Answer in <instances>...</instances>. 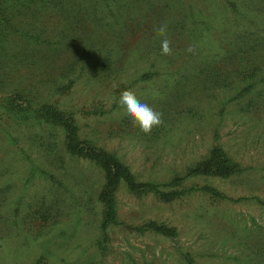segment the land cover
Masks as SVG:
<instances>
[{"label": "rangeland", "instance_id": "rangeland-1", "mask_svg": "<svg viewBox=\"0 0 264 264\" xmlns=\"http://www.w3.org/2000/svg\"><path fill=\"white\" fill-rule=\"evenodd\" d=\"M2 8L0 98L19 91L71 114L81 140L162 195L120 185L118 224L102 231L100 168L70 155L57 128L3 120L0 264H264V0ZM125 90L162 113L150 134L120 104ZM214 147L235 173L191 174ZM151 223L173 235L129 230Z\"/></svg>", "mask_w": 264, "mask_h": 264}, {"label": "trees", "instance_id": "trees-1", "mask_svg": "<svg viewBox=\"0 0 264 264\" xmlns=\"http://www.w3.org/2000/svg\"><path fill=\"white\" fill-rule=\"evenodd\" d=\"M18 1L0 0V20H4L2 7L6 3ZM3 120H11L15 125H24L27 129L36 125H47L57 128L63 135V145L70 155L86 159L100 168L104 177V187L100 197L103 203L104 216L102 231H105L108 226L118 224L114 194L120 185H123L128 191L135 194L141 195L152 192L158 196L162 195L158 185L137 182L130 169L115 155L97 149L87 141L81 140L73 116L60 110L53 104L34 106L21 92L14 91L11 95L0 98V122ZM235 171V165L232 164L224 151L219 147H214L207 160L193 169L191 174L226 177L234 174ZM209 193L215 198L219 196L215 191H209ZM129 230L133 232L145 230L173 235L168 229L153 223L144 225L141 228H129Z\"/></svg>", "mask_w": 264, "mask_h": 264}, {"label": "clouds", "instance_id": "clouds-1", "mask_svg": "<svg viewBox=\"0 0 264 264\" xmlns=\"http://www.w3.org/2000/svg\"><path fill=\"white\" fill-rule=\"evenodd\" d=\"M167 24H161L157 29V34L162 37L161 53L162 55H171V41L167 38ZM188 52H194V47L189 46ZM113 84V87H116ZM120 104L126 109V113L132 120L139 125L140 130L145 134H150L154 127L163 123L162 113L154 110L147 103H142L132 90H125L121 93Z\"/></svg>", "mask_w": 264, "mask_h": 264}]
</instances>
